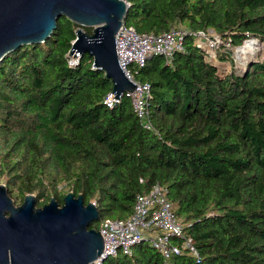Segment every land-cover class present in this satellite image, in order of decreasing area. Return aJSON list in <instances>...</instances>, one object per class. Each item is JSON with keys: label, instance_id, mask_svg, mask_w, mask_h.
<instances>
[{"label": "trees", "instance_id": "1", "mask_svg": "<svg viewBox=\"0 0 264 264\" xmlns=\"http://www.w3.org/2000/svg\"><path fill=\"white\" fill-rule=\"evenodd\" d=\"M127 2L125 22L140 33L188 30L171 62L158 54L132 65L150 84L155 129L142 126L127 95L106 102L113 82L90 54L71 62L80 25L61 16L48 39L0 62V174H9L8 191L47 201L53 191L62 205L58 184L66 181L86 204L96 201L100 218L125 219L136 195L160 183L198 256L184 250L165 263L144 240L132 255L101 264H264V59L222 75L196 43L209 30L232 47L264 42V0ZM217 57L232 62L230 51Z\"/></svg>", "mask_w": 264, "mask_h": 264}, {"label": "water", "instance_id": "2", "mask_svg": "<svg viewBox=\"0 0 264 264\" xmlns=\"http://www.w3.org/2000/svg\"><path fill=\"white\" fill-rule=\"evenodd\" d=\"M128 8L127 0H0V62L22 45L44 42L67 16L80 25L69 54H90L94 67L112 80L113 96L120 97L137 85L122 69L116 47ZM85 27H93L92 33ZM36 203L37 194L28 193L16 205L0 184V264H91L105 258L104 236L90 227L100 218L96 201L86 204L70 190L62 205L55 196Z\"/></svg>", "mask_w": 264, "mask_h": 264}, {"label": "built area", "instance_id": "3", "mask_svg": "<svg viewBox=\"0 0 264 264\" xmlns=\"http://www.w3.org/2000/svg\"><path fill=\"white\" fill-rule=\"evenodd\" d=\"M187 34L188 30L184 27H174L159 34L140 33L133 25L124 21L116 35L119 63L128 78L137 84L133 90L122 95L131 99L134 113L147 129H155L148 105L150 84L134 77L132 65L142 67L148 59L158 54L163 55L168 63L171 62L176 52L183 50ZM220 39L219 34L199 31L196 42L207 57H215ZM227 44L231 46L229 40ZM211 53L213 54L209 56ZM71 57V62H75L74 56ZM121 96L115 97L111 93L106 102L112 105ZM184 228L185 224L176 213V204L168 196V188L160 183L154 184L148 192L136 195L134 209L127 218L98 219V229L105 241V258L118 253L132 255L134 247L144 240H148L160 252L165 263L184 250L198 256L195 240ZM104 259H96L91 264H101Z\"/></svg>", "mask_w": 264, "mask_h": 264}, {"label": "rangeland", "instance_id": "4", "mask_svg": "<svg viewBox=\"0 0 264 264\" xmlns=\"http://www.w3.org/2000/svg\"><path fill=\"white\" fill-rule=\"evenodd\" d=\"M177 27H184V25H180ZM92 29H93V27H92ZM207 33L216 34V32L214 30H211V32L208 31ZM221 39L219 42V48H217V49L218 50L221 49L222 51H230V54L232 57V62L230 60L219 59L217 57V49H216V56L215 57H208V59H210L209 60L210 62H212L218 66L219 73L222 75L226 74L227 72H229L233 69H235V71H237L238 73L244 72L251 67V65H249V64H252V62L260 61V60L264 59V42L259 40V39L255 38L256 45H254L249 51H247L244 54L238 53L237 48H239V47H232V46L229 47L227 44V40H224V39L221 40ZM249 39H254V38L246 39L243 44H245V42ZM196 41H197V37H196ZM212 54L213 53L209 54V56H211ZM0 162H1V159H0ZM8 178H9L8 172L5 174H0V184H5L7 186L6 183L8 181ZM70 190H72L71 186L68 185L66 181L59 182V184H58V191L59 192L66 194ZM28 193L36 194V192H28ZM28 193H26V194H28ZM15 194H17L16 190L14 191L13 195H15ZM18 194L19 195L17 197H13L16 205L21 204L24 200V197L22 196V194L21 193H18ZM48 195H50V197H52V196H54V192L50 191L48 193ZM46 197H47V194L37 197L36 205L42 206L43 204L48 203L49 200L47 201ZM92 201H94V200H92ZM96 223L98 225V220L96 221Z\"/></svg>", "mask_w": 264, "mask_h": 264}, {"label": "bare ground", "instance_id": "5", "mask_svg": "<svg viewBox=\"0 0 264 264\" xmlns=\"http://www.w3.org/2000/svg\"><path fill=\"white\" fill-rule=\"evenodd\" d=\"M254 45H256L255 39H249L245 42V44L240 45L239 48H237L238 53L244 54L247 51H249ZM242 58V57H241ZM240 58V59H241Z\"/></svg>", "mask_w": 264, "mask_h": 264}, {"label": "clouds", "instance_id": "6", "mask_svg": "<svg viewBox=\"0 0 264 264\" xmlns=\"http://www.w3.org/2000/svg\"><path fill=\"white\" fill-rule=\"evenodd\" d=\"M255 39V38H254ZM238 47V46H237Z\"/></svg>", "mask_w": 264, "mask_h": 264}]
</instances>
